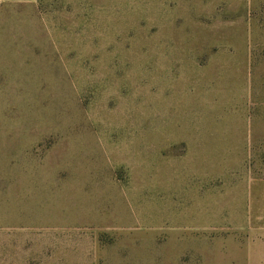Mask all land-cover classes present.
I'll return each mask as SVG.
<instances>
[{"label": "rangeland", "instance_id": "rangeland-1", "mask_svg": "<svg viewBox=\"0 0 264 264\" xmlns=\"http://www.w3.org/2000/svg\"><path fill=\"white\" fill-rule=\"evenodd\" d=\"M0 38L57 51L59 127L0 150V264H264V0H0Z\"/></svg>", "mask_w": 264, "mask_h": 264}, {"label": "crops", "instance_id": "crops-1", "mask_svg": "<svg viewBox=\"0 0 264 264\" xmlns=\"http://www.w3.org/2000/svg\"><path fill=\"white\" fill-rule=\"evenodd\" d=\"M42 49L35 45L4 47L0 38V105L7 94L9 101L24 103L27 118L26 123L19 126H4L0 120V150L8 143L18 145L24 165L29 164L26 159L33 158L34 149H40L46 143L51 147L59 133L56 111L55 122L53 119V101L58 99L57 51H54L53 78L52 49L45 52L47 57ZM51 149L50 153L47 151L49 159L46 158L44 165L53 173V156L57 162L58 153Z\"/></svg>", "mask_w": 264, "mask_h": 264}]
</instances>
